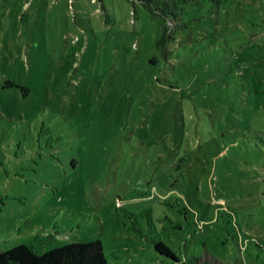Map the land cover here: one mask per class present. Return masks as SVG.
Instances as JSON below:
<instances>
[{
  "label": "rangeland",
  "instance_id": "rangeland-1",
  "mask_svg": "<svg viewBox=\"0 0 264 264\" xmlns=\"http://www.w3.org/2000/svg\"><path fill=\"white\" fill-rule=\"evenodd\" d=\"M180 15L164 46L142 0H0V252L264 264V0Z\"/></svg>",
  "mask_w": 264,
  "mask_h": 264
},
{
  "label": "trees",
  "instance_id": "trees-1",
  "mask_svg": "<svg viewBox=\"0 0 264 264\" xmlns=\"http://www.w3.org/2000/svg\"><path fill=\"white\" fill-rule=\"evenodd\" d=\"M155 15H162L166 21L160 43L166 45L176 39L174 32L187 23L181 20V12L185 5L195 0H142ZM171 35H170V34ZM45 128H41L42 136ZM264 141V136L261 137ZM157 249L175 256L172 249L162 241L157 242ZM103 242L100 239L89 241H73L50 248L41 253L27 243L17 244L0 252V264H107Z\"/></svg>",
  "mask_w": 264,
  "mask_h": 264
}]
</instances>
